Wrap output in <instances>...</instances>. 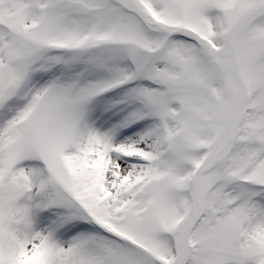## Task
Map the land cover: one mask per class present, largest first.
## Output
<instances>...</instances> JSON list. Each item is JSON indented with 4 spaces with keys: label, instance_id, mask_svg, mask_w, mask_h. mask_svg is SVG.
Here are the masks:
<instances>
[{
    "label": "snow or ice",
    "instance_id": "6c2138e0",
    "mask_svg": "<svg viewBox=\"0 0 264 264\" xmlns=\"http://www.w3.org/2000/svg\"><path fill=\"white\" fill-rule=\"evenodd\" d=\"M0 264H264V0H0Z\"/></svg>",
    "mask_w": 264,
    "mask_h": 264
}]
</instances>
